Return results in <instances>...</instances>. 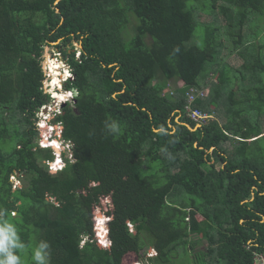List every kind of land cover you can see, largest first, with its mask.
I'll return each instance as SVG.
<instances>
[{
	"label": "trees",
	"instance_id": "trees-1",
	"mask_svg": "<svg viewBox=\"0 0 264 264\" xmlns=\"http://www.w3.org/2000/svg\"><path fill=\"white\" fill-rule=\"evenodd\" d=\"M263 14L264 0H0V209L25 245L21 264H35L40 241L50 264H175L178 250L186 257L200 243L194 264L264 256V132L253 121L264 62L241 34ZM197 26L203 45L191 41ZM55 43L72 74L63 90L77 96L52 120L71 158L51 174L55 154L36 116L53 102L41 64ZM237 47L243 64L230 77L220 51ZM193 88L208 90L194 108L215 114L196 129L179 116ZM176 188L181 203L170 200ZM98 212L109 219L108 248L95 241Z\"/></svg>",
	"mask_w": 264,
	"mask_h": 264
},
{
	"label": "rangeland",
	"instance_id": "rangeland-1",
	"mask_svg": "<svg viewBox=\"0 0 264 264\" xmlns=\"http://www.w3.org/2000/svg\"><path fill=\"white\" fill-rule=\"evenodd\" d=\"M263 15L262 16L257 15L256 17H252L249 22L247 21V25H245L242 28L241 34L245 37V41L243 40L245 45L248 42H250V43L252 42V43L257 44L256 46H258V45L262 46L261 56H262V59L264 62V18H263ZM215 18H218L217 24L219 26H223L225 24L223 17H221V15H218L217 12H216V15L214 16V18H213V15L207 14L206 12H203V11L198 12V19H200V21L213 22ZM202 34H203V31L200 29L199 26H197L195 29L194 37L192 38L191 41L193 43L195 42L196 44L203 45L202 41H196L195 40V38H197V40H199L202 37ZM56 44L57 43L52 44L51 46H47L44 48L43 61L41 64L42 70H43L44 75H45V78L43 81V88L46 87V89L44 91L47 94L49 93L50 97H55L56 95L60 96L62 94H66L62 88V85L66 79H69V74H70V70H69V67L66 63L65 58H63L62 55L58 53V50L55 48ZM73 46H74L75 57H78L79 53L75 50H78L80 48V44L74 42ZM238 52H239L238 47L235 49V52H233V53H229L227 50H225V48H223L220 51L221 64H222V66H225L227 68V70L229 71L230 77L233 76L234 72H237L238 69L241 68L242 64H243V59H242V57H240L238 55ZM47 62H50L51 64L54 62V63H56L55 66H58L57 76H56V78H58V80L55 79L52 81V77H51V74L49 72L50 68H49V66L46 65ZM208 70H209V67H208ZM204 75H205V73H204ZM210 76H211V80L209 83H212L213 80H215L216 76H212V75H210ZM234 77H237L239 79L240 74L237 73ZM260 77L262 79H264V74L260 75ZM56 80H57V82H56ZM233 80H234V78H233ZM47 81H49V82H47ZM50 81H51V83H50ZM200 81H202V78H200ZM243 85L246 86L247 84H243ZM172 89H173V87L171 86L170 90H172ZM193 89H195V88H193ZM195 90H197V89H195ZM55 92H57L59 94H57ZM61 100H63V101L65 100V102L67 101V102L71 103L72 95L68 94V98H65V99H63V96H60L59 101H61ZM59 101L56 100V102H54V103L51 102L49 105H47L46 108H49L47 110L48 111L47 113L42 112L41 114H38L39 120L42 121V122H40L41 124L37 123L38 125H40L41 127L45 126L43 122H47V120H44V118H47L48 120H50V123H52L53 116H55V114H58L60 112L61 105L63 104V103H59ZM10 112H11L10 108H7L4 111V116L10 117L11 116L9 114ZM260 115L262 116L261 120H260V117H261ZM260 115H259L260 117L258 116L259 118H257V119L254 117L253 121L258 125L261 132H264V107L261 108V114ZM210 116L213 117V116H215V114H211ZM11 117H12V119L9 122L11 124V126L12 127L13 126H19L20 122L16 123V118L13 116H11ZM218 120L220 121V123H223L225 119L218 118ZM209 121H210V119H209ZM38 125H37V127H38ZM38 129H39L40 137H42V139L45 140L44 143H46V139H49L50 136H52V138L57 137L58 140L61 139V138L59 139L57 136V134L60 133L58 130L59 127L56 128L55 132H52L51 128H48V127H45V128L43 127L42 129L38 127ZM13 130H14V127H13ZM256 145L259 147H264V138H262V139L260 138L257 141ZM231 146H233V145H231ZM231 146L227 147V149H231ZM57 150L62 151L63 148L62 147L57 148ZM263 154H264V152L262 153V155ZM58 155H60L59 152H58ZM263 158H264V156H263ZM12 180H13L14 185L16 187H20V185H19L20 182L16 178H12ZM174 190H176V191H173V193L170 197V200L175 202V203H181L182 197L177 195V193H178L177 190H179V189L176 188ZM197 218H198V220L201 219L200 216H198ZM96 223H97V219H96ZM98 225H99V228H102L101 224H98ZM130 230H132V228H130ZM204 246H205L204 243H200L194 249L189 250L188 256L182 257V258L180 256L182 255L183 252H182V250H178L176 252V255L174 256V260H172V261H174L175 264H194V261H193L194 255L197 254L199 250H202L204 248ZM26 251L30 252L29 248H26ZM145 252H146V250H144L142 254H144ZM32 254H31V257L29 258V260L27 261L29 263H35V261L32 259ZM263 257L264 256H262V255H256L254 257L255 263L260 264L262 262ZM127 259H129V258H127Z\"/></svg>",
	"mask_w": 264,
	"mask_h": 264
},
{
	"label": "clouds",
	"instance_id": "clouds-1",
	"mask_svg": "<svg viewBox=\"0 0 264 264\" xmlns=\"http://www.w3.org/2000/svg\"><path fill=\"white\" fill-rule=\"evenodd\" d=\"M69 70H70V68H69ZM71 78H72V74H71V70H70L69 79H71ZM47 82H49V81H47ZM45 89H46V87H44V90ZM192 90L195 91L194 92L195 94H197V92H199V91H196L195 89H192ZM201 92L204 93V96L208 97V90H204V91H201ZM55 93H57V92H55ZM65 93L72 95V98L74 97L71 91H65ZM203 97H200V98H203ZM51 98L53 100L52 103L56 102L57 99L55 97H51ZM200 98H197V99L199 100ZM197 99L191 104H189L187 102V99H186V105L184 107L183 115H181L179 113V116H184L188 120L193 121L187 116L185 108L187 106H190L192 109H197V108H194V104L196 103ZM59 103H63L64 104L65 101H59ZM44 108H46V106L42 107L41 110L38 112V114H41L42 112H44L43 111ZM48 109L49 108H47V110ZM198 110L200 111V109H198ZM47 112L48 111H46V113ZM38 114H37L36 118H37V123L39 124L42 121L39 120ZM202 114L206 115V118L204 120L199 121V122H195L196 123V127L198 126L197 128H199L202 123H206V122L209 121V119L212 118V116H210V115H208L206 113H202ZM56 115L57 114H55V116ZM179 116L175 120H178ZM53 118H54V116H53ZM44 120H47V122H43L45 126L41 127L40 125H38L36 123L38 125V127L41 128V129L43 127L44 128L45 127L51 128L52 132H55L56 128L59 127L58 130H59L60 133H58L57 136L60 139L62 137L61 136L62 127L60 126V124H58V123H50V120H48L47 118H44ZM196 127H195V129H196ZM195 129H193V130H195ZM44 142H45V140L42 139V137H41V145L44 146V147H50L53 150L54 154H55V158H54L53 162H50V163L47 164L48 165V168H47L48 172L51 173V174H54L57 171H60L62 169V167L64 165V158H66V157L67 158H71V145H70V142L64 141L62 138L60 140H58L57 137L56 138L55 137L52 138V136H50L49 139H46V143H44ZM61 147L63 148V150L62 151H58L60 153V155H58L56 150H57V148H61ZM64 155L66 157H62ZM12 178H15V177H11V179ZM4 217H5L4 209H0V264H21V257H20V255L17 254V251L24 249L25 245L20 241V237L18 235L17 227L14 224L8 222ZM96 219H97V223H96ZM108 221H109V219L106 218L104 216V214L99 213V212L96 214V216L93 219V222H94L93 232L95 234L94 235L95 241L102 248H108L109 245H110V241L108 239ZM98 224H101L102 228H99ZM127 225L129 227V229L130 228L133 229V227H132V225L130 223H128ZM48 247H49V245H48L47 241H40L35 246V248L33 249V254H32V259L35 261V264H50V259L47 258V253H45V251H44V249H46ZM148 253H149V256H156L155 252L150 251ZM135 264H149V263H147L145 261H139V262H137Z\"/></svg>",
	"mask_w": 264,
	"mask_h": 264
},
{
	"label": "built area",
	"instance_id": "built-area-1",
	"mask_svg": "<svg viewBox=\"0 0 264 264\" xmlns=\"http://www.w3.org/2000/svg\"><path fill=\"white\" fill-rule=\"evenodd\" d=\"M194 92L195 91L190 90L186 94V99H187V102L189 104L193 103L197 98H200V97H203L204 96V93H202V92L201 93L200 92H197V94H195ZM185 110H186L187 116L191 120H193L194 122H199V121L204 120L206 118V115L202 114L198 109H192L190 106H187L185 108ZM256 255H260V254H256ZM254 264H256L255 263V259H254ZM260 264H264V257L262 258V262Z\"/></svg>",
	"mask_w": 264,
	"mask_h": 264
},
{
	"label": "water",
	"instance_id": "water-1",
	"mask_svg": "<svg viewBox=\"0 0 264 264\" xmlns=\"http://www.w3.org/2000/svg\"><path fill=\"white\" fill-rule=\"evenodd\" d=\"M80 47H81V46H80ZM71 92H72L73 96H77V92H76L73 88L71 89ZM65 98H67V97H65ZM43 111L46 112V111H47V108H44ZM186 126H187V125H186ZM187 127H188V126H187ZM197 127H198V126H197ZM197 127H196V128H197ZM156 132H158V130H157Z\"/></svg>",
	"mask_w": 264,
	"mask_h": 264
},
{
	"label": "bare ground",
	"instance_id": "bare-ground-1",
	"mask_svg": "<svg viewBox=\"0 0 264 264\" xmlns=\"http://www.w3.org/2000/svg\"><path fill=\"white\" fill-rule=\"evenodd\" d=\"M53 64V63H52ZM54 66H55V64H54ZM57 82V81H56ZM50 83H51V81H50ZM55 94V93H54ZM57 94H59V93H57ZM55 98L58 100V96L56 95L55 96ZM61 101H63V100H61ZM65 101V100H64ZM58 151V150H57Z\"/></svg>",
	"mask_w": 264,
	"mask_h": 264
}]
</instances>
